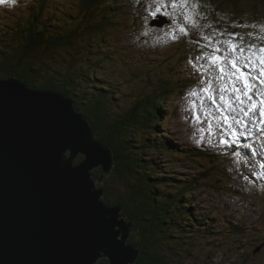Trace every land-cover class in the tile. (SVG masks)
I'll return each mask as SVG.
<instances>
[{
	"label": "trees",
	"instance_id": "trees-1",
	"mask_svg": "<svg viewBox=\"0 0 264 264\" xmlns=\"http://www.w3.org/2000/svg\"><path fill=\"white\" fill-rule=\"evenodd\" d=\"M21 1L16 2V7L26 14L10 24L0 25V78L15 76L31 88L65 94L77 113L90 122L96 138L111 148L115 164L103 182L119 181L128 198L125 195L126 198L110 202L111 193L105 187L102 198L109 206L122 203L126 218L138 228L129 240L132 244L138 239L141 246L134 264H164L166 254L175 257L179 254L183 259L190 241L187 239L206 237L201 236L206 234L202 221L210 222L197 218L199 215L185 196L199 184L209 183L214 173L202 168L199 175L183 178L162 169L161 159L163 154L181 159L191 157L193 162L207 159L215 169L220 164L221 151L205 152L190 147L185 154L183 147H176L155 133L169 97L193 84L196 71L189 70L193 76L188 72L183 80L156 78L147 93L146 89L134 88V94L126 95L121 93L122 79L113 83L109 79L114 76L112 72L103 71V75L97 72L111 62V54L102 49L106 47L104 32L123 20V7L128 4L124 5L122 0H78L69 6L57 0H24L20 4ZM201 1L192 0L193 6ZM209 1L210 7L204 8L208 14L205 19L214 23L218 20L215 26L219 29H230V22L220 15V7L225 4L236 7V0ZM236 27L232 34L243 38V46L246 47L247 41L253 43L259 39L249 35L247 29L244 34L238 33L239 29L243 30L242 25ZM126 61L124 58L118 63V69ZM78 63L81 65L77 66ZM127 74L136 77L134 73L127 71ZM125 96L134 99L129 108L122 109L117 103ZM99 173L100 169L93 171L94 176ZM235 229L240 228L235 226ZM99 264H107L106 259H101Z\"/></svg>",
	"mask_w": 264,
	"mask_h": 264
},
{
	"label": "rangeland",
	"instance_id": "rangeland-1",
	"mask_svg": "<svg viewBox=\"0 0 264 264\" xmlns=\"http://www.w3.org/2000/svg\"><path fill=\"white\" fill-rule=\"evenodd\" d=\"M57 1L69 6L78 0ZM122 2L124 5L128 4L123 7V20L114 23L112 29L104 32L106 47L102 49L111 54V62L105 63V68L97 73L103 75V71L112 72L114 76H110L109 79L113 83H119L122 79L121 93L129 95L134 94L139 88L146 89L147 93L150 90L149 85L156 78L185 79L189 64V67L196 70L194 83L184 89L177 88L179 92L169 97L165 104L163 119L157 123L158 130L155 136L163 137L176 147H183L182 152L187 154L190 144L199 145L210 139L213 134L222 136L216 125L224 123V117L229 112L242 119L248 127L260 125L259 111L264 107L261 103V96L264 95L262 81H251L255 87L251 89L249 95L256 104L248 117H243L232 110L233 107H239V101L236 99L238 95L244 100L246 111L252 105V101L243 96V80H238L237 76L234 78L237 71L229 62L235 60L236 64L244 65L249 53L245 51L240 55L238 49H231L225 41L233 35L238 28L236 26L242 25L243 30L239 29L238 33L244 34L247 29L251 35L259 37L253 43L247 41L244 47L253 45L252 50L260 55L259 49L264 47V0H236V7L230 4L222 5L220 15L224 16V21L230 22L231 28L236 27L235 29H219L215 26L218 20L214 23L205 19L208 14L204 8L210 7L209 0H202L201 5L194 3L196 7L193 6L192 0H187L184 4L189 7V11L183 9L181 0H122ZM15 3L6 0V3L0 4V25L10 24L16 17L26 14L20 9H14ZM173 4L177 6L173 7ZM159 14L165 15L169 22H162L161 25H156V28L149 27L148 24ZM186 16L188 19H185ZM181 27L185 29V33L180 32ZM233 42L240 43L239 39ZM210 46H214L213 50ZM210 55L221 57L219 67L208 58ZM124 58L127 59L124 67L118 69L117 64ZM193 61H196V64ZM251 61H255L256 67L249 68V71L254 73L260 71V61L255 56L251 57ZM79 65L81 64L78 63L77 66ZM221 68L224 69L223 73ZM127 71L136 74V77L130 78ZM235 88L241 89V92L237 93L234 91ZM193 92L196 95H192ZM209 96L212 97L211 100L208 99ZM221 96L224 97L223 100ZM121 98L117 104L122 109L129 108L134 99L133 96ZM258 149L259 157H264V136L258 142ZM249 150L253 153L252 149ZM259 157L250 169L256 176L264 173V160ZM190 158L181 159L163 154L160 164L162 169L183 178L186 175H199L202 168L214 173V178L209 183L199 184L190 195L185 196L191 202L195 213L199 215L197 218L210 219V222L203 220L201 225L205 226L206 230V234L201 236L207 235V238L190 237L187 239L190 241L184 258H180L179 254L176 257L166 254L163 258L164 264H264V190L260 192L261 186L254 187L255 182L252 181L249 182V187L240 188L238 178L244 169H240L239 160L236 158L232 161L223 160L215 169L207 159L193 162ZM218 174L227 178L223 179ZM95 183L96 188L100 187V183L97 181ZM102 183L103 187L110 190L109 195L112 198L110 202L124 198V194L128 198L125 188L119 181L109 180ZM239 220L242 224L236 231L235 221ZM133 236L131 232L128 239L132 240Z\"/></svg>",
	"mask_w": 264,
	"mask_h": 264
},
{
	"label": "water",
	"instance_id": "water-1",
	"mask_svg": "<svg viewBox=\"0 0 264 264\" xmlns=\"http://www.w3.org/2000/svg\"><path fill=\"white\" fill-rule=\"evenodd\" d=\"M114 164L65 94L0 78V264H134L138 228L96 188Z\"/></svg>",
	"mask_w": 264,
	"mask_h": 264
},
{
	"label": "snow or ice",
	"instance_id": "snow-or-ice-1",
	"mask_svg": "<svg viewBox=\"0 0 264 264\" xmlns=\"http://www.w3.org/2000/svg\"><path fill=\"white\" fill-rule=\"evenodd\" d=\"M9 2L11 3H15L16 0H9ZM6 3V0H0V4H4ZM183 3H187V0H182V4ZM177 5L176 4H173V7H176ZM185 19H188V17L186 16ZM195 26V25H194ZM180 32L181 33H185V29L183 27L180 28ZM251 35V34H249ZM205 39H207V37H205ZM239 39L240 43L237 44V43H234L233 41L234 40H237ZM225 43H227L231 49L233 50H237L239 51L240 55H243L245 53V51H248L249 53V58L246 59L244 61V67H248V68H255L256 67V64H255V61H251L250 62V59L251 57L255 56L257 60L260 61V78L262 80V82H264V47H261L259 49V53L260 55H257L252 49L254 48L253 45H248L247 48H245L243 46V38L242 37H236L235 34H233L230 39L228 41H225ZM216 66L219 67V62L221 60V57L219 56H215V55H210L208 57ZM231 64H232V68L233 69H236L237 72L239 71V66L236 64L235 60H230L229 61ZM221 72L223 73L224 72V69L221 68L220 69ZM237 79L238 80H243L244 82V91H243V96H246L248 98L249 101H252V105L248 108V110L246 111L245 110V107H244V100L242 99V97L240 95L237 96V101H239V107H233L232 110L234 112H238L240 114H242L243 117H248L249 114L252 112V108L255 107V104H256V101L252 100V97L249 95V92L251 91L252 88L255 87V85L253 83H251V81L253 80H256L257 79V76L254 75V73L252 72H249V73H240L238 76H237ZM234 91H236L237 93H240L241 92V89L239 88H235ZM192 95H196L195 92L191 93ZM209 100L212 99L211 96L208 97ZM224 97L221 96V100H223ZM261 103L264 104V95L261 96ZM226 106H228V103L225 102ZM261 115L264 116V107L261 108ZM228 117L225 116L224 117V121L227 123L228 121ZM244 121L242 119H240L239 117L235 120V123L236 124H241L243 123ZM261 123H264V121H262ZM233 137L236 135L235 132L232 133Z\"/></svg>",
	"mask_w": 264,
	"mask_h": 264
},
{
	"label": "bare ground",
	"instance_id": "bare-ground-1",
	"mask_svg": "<svg viewBox=\"0 0 264 264\" xmlns=\"http://www.w3.org/2000/svg\"><path fill=\"white\" fill-rule=\"evenodd\" d=\"M250 162H251L252 165L254 164V160L253 159H251Z\"/></svg>",
	"mask_w": 264,
	"mask_h": 264
}]
</instances>
